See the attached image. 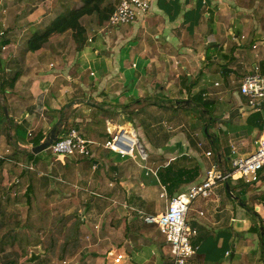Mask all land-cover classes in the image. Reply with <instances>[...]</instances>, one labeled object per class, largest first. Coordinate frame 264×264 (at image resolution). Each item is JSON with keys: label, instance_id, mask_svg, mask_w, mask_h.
<instances>
[{"label": "crops", "instance_id": "crops-1", "mask_svg": "<svg viewBox=\"0 0 264 264\" xmlns=\"http://www.w3.org/2000/svg\"><path fill=\"white\" fill-rule=\"evenodd\" d=\"M35 1L0 0V17L23 18L29 30L44 27L63 3ZM82 1L75 0L76 7ZM149 1L148 13L128 25L105 27L96 14L84 17L87 41L81 48L70 30L54 33L38 50L26 51L27 42L12 37L1 54L10 76L19 73L13 88L0 94L3 184L9 179V157L18 153L22 164L38 170L39 186L51 198L79 194L85 203L80 210L82 246L64 264H114L121 253L120 264H172L164 235L139 217L138 210L153 214L148 207L164 189L170 198L206 180L208 170L230 168L232 147L248 155L262 133L264 109L253 111L239 85L245 74L262 72L264 0ZM21 35H27L25 29ZM250 37L249 51L239 39ZM219 72L224 83L212 84L210 75ZM192 80L197 85L191 97L200 91L208 101L213 127L208 133L206 123L205 135L219 143L216 153L205 140H197L200 121L192 122L190 110L200 117L201 108L189 100ZM92 113L105 116L106 125H88ZM162 125L169 126L164 130ZM70 127L86 137L88 130L102 134V128L111 134L109 139L129 134L154 162L177 160L182 167L199 168V175L171 194L151 175L161 164L145 165L154 169L148 171L107 142L97 144L91 157L55 155L48 148L34 153L53 128L58 136ZM227 183L218 182L210 196L191 205L188 220L197 235L187 264H264V241L257 232L264 225V197L259 196L262 203L254 198L264 190V179L253 185L259 188L256 194L249 190L241 199L228 197Z\"/></svg>", "mask_w": 264, "mask_h": 264}, {"label": "trees", "instance_id": "trees-1", "mask_svg": "<svg viewBox=\"0 0 264 264\" xmlns=\"http://www.w3.org/2000/svg\"><path fill=\"white\" fill-rule=\"evenodd\" d=\"M107 1L83 0L80 6L59 14L44 30L30 35L27 51L41 49L48 44L54 33L69 30L73 31V38L82 45L86 33L82 19L96 14L98 22L103 24L116 6L114 3H106ZM11 43V38L6 33L0 34V94L3 96L8 87L13 88L19 77L18 72L7 77L6 64L1 55ZM262 72L264 73V65ZM196 85L197 81L192 80L189 91ZM245 99L248 100L247 97ZM189 100L201 108V118L206 119L205 114H209L205 121L209 133L211 111L207 107L208 101L203 99L200 91ZM254 116L258 117V114ZM91 117L92 121L88 125H106L105 116L92 113ZM93 132H87L93 141L90 145L91 151L97 144L105 145L111 136L105 128H102V134L94 135ZM9 159L11 167L6 184H3V159L0 161V264H51L53 259L65 260L75 254L82 246L80 210L85 203L80 195L72 194L61 199H52L40 188L35 166L33 169L25 167L22 164L23 158L18 153H13ZM157 172L160 181L172 190L173 194L176 187L193 181L199 175V168L182 167L177 160H173L167 165H159ZM229 187L230 193L235 194L230 184ZM257 232L264 241V225L263 229H257Z\"/></svg>", "mask_w": 264, "mask_h": 264}, {"label": "built area", "instance_id": "built-area-1", "mask_svg": "<svg viewBox=\"0 0 264 264\" xmlns=\"http://www.w3.org/2000/svg\"><path fill=\"white\" fill-rule=\"evenodd\" d=\"M150 9L149 0H118L114 11L104 22L105 27L120 26L137 21L140 17L146 15ZM0 34H3L1 32ZM88 40H91L88 39ZM255 47V46H254ZM217 84V83H216ZM240 93L247 97L248 106L253 111L264 109V73L256 70L245 74L239 85ZM122 133H117L111 137L106 146L119 153L121 156H130L147 159V152L138 140V146L135 145L130 151L123 150L117 145L122 143ZM92 140L86 137L78 128L70 127L57 136V139L48 149L55 154L68 156L91 157L90 145ZM128 146V145H127ZM142 148V149H141ZM208 156L212 153L207 152ZM27 168H34V165H25ZM95 168V166H94ZM148 171H153L150 167L144 166ZM264 172V125L262 133L256 140V148L248 155L239 154L235 147H232L230 168L218 172L216 169L208 170L206 180L199 184L192 185L186 192L168 197L164 189L162 197L167 198L168 202L164 211L158 214H142L146 223H155L165 237V241L170 246L172 264H187L195 253L193 239L197 235V229L190 225L188 214L192 203L198 197H208L213 192V187L218 182L229 179L242 180L248 184H258L261 182V176ZM124 259V254H118L114 257V264H120Z\"/></svg>", "mask_w": 264, "mask_h": 264}, {"label": "rangeland", "instance_id": "rangeland-1", "mask_svg": "<svg viewBox=\"0 0 264 264\" xmlns=\"http://www.w3.org/2000/svg\"><path fill=\"white\" fill-rule=\"evenodd\" d=\"M32 1H35V0H32ZM49 1H51V0H49ZM61 1H63V3H62V6H61V8L58 6L57 8L55 7L54 8V11H53V15L55 14H57L56 16H58L59 14H61V13H63V12H65V11H67L68 9H71V8H74V7H76V4L74 3V1L75 0H61ZM36 3H44L45 4V2H46V0H36L35 1ZM58 2L60 3V0H58ZM83 2V1H82ZM64 10V11H63ZM52 15V16H53ZM56 16H54V18L56 17ZM54 18H52V20L54 19ZM51 20V21H52ZM25 22H27V20H25V19H23V18H6V17H0V33L1 32H3L4 33V35H5V33H6V35H8L10 38H12V37H14V38H17V37H21V40H24V41H26L27 42V40H28V38L30 37L29 36V33L31 32V31H42V30H44V28L48 25H45L44 27H42V26H39L38 28H36V26H32L31 27V29L29 30V28L30 27H28L29 25H26L25 24ZM129 24H131V23H129ZM125 25H128V24H125ZM122 26V25H121ZM110 27H113V26H110ZM116 27V26H115ZM114 28V27H113ZM22 29H25V32H27V35H25V36H22L21 34H22ZM70 31V30H69ZM72 31V30H71ZM70 33V32H69ZM72 34H73V31H72ZM54 35V34H53ZM52 35V36H53ZM86 35V34H85ZM27 36H29V37H27ZM51 36V37H52ZM50 40H51V38H50ZM50 40H49V42H50ZM85 41H87V38H86V36H84V42H83V44L82 45H84L85 44ZM239 41H240V44H241V46L243 47V48H247L249 51L251 50V46H252V39H251V37L249 38V39H239ZM48 42V43H49ZM79 44V43H78ZM48 45V44H47ZM46 45V46H47ZM82 45H79V47L78 48H81L82 47ZM45 46V47H46ZM26 49H27V47H26ZM4 51V50H3ZM27 51V50H26ZM249 54V53H248ZM6 68H7V75H8V77L10 76V72H9V69H10V67H8V66H6ZM9 68V69H8ZM1 75V74H0ZM210 80L212 81V84H213V82L215 81V80H219V81H221L222 83H224V76L222 75V72H219V73H213L212 75H210ZM195 81V80H194ZM209 83L208 82H206V85H208ZM239 91H240V89H239ZM191 93H192V91H190V98H191ZM193 95H195V94H192V96ZM191 111V118H192V122H195V121H200V123H199V125H198V127H199V129H200V137L199 136H197V140H201V139H203V140H205V142H207V145L209 146V148H211L212 150H214V152L216 153L217 151V148H218V142H215V140L214 141H212L211 139H209V138H206L207 136L205 135L206 134V122L205 121H207V120H204L203 118H201V117H196V114H198V112H193L192 110H190ZM205 117H206V119H208L209 118V114H205ZM190 120V119H189ZM168 126L169 125H162L161 127H163L164 128V130H167V128H168ZM212 125H210V127H209V129L210 130H212ZM115 135V134H114ZM113 135V136H114ZM128 136H130L129 134H128ZM131 137V136H130ZM218 143V144H217ZM137 144H139L138 143V141H137ZM50 150V149H49ZM138 150V149H137ZM137 150L135 151V154H137V158L136 159H134L133 157H132V159L135 161H140L141 162V164L143 165V167L145 166V165H150L151 167H153V168H156V163L157 164H161V165H164L165 164V161L164 160H158V161H153L152 160V156L149 158L148 156H147V159L145 160V159H142L141 157H140V155L138 156V153H137ZM144 150H145V148H144ZM66 156H68V155H66ZM1 160V159H0ZM9 160V159H8ZM9 162H10V160H9ZM146 163V164H145ZM25 166V165H24ZM132 166H134V165H132ZM26 167V166H25ZM135 167V166H134ZM153 171H154V169H153ZM264 174V173H263ZM154 178L156 177V178H158L159 177V175H158V172L156 171L155 173H153L152 172V174H151ZM263 179H264V176H263ZM238 182H240V183H238ZM228 183L230 184V186H231V188L234 190V193H235V195L238 197V198H240L241 199V197H243V195H245L246 193H248L249 192V190L250 191H254L255 192V194L257 193V191H258V189L259 188H255V186H253V185H256V184H253V185H249V184H246L245 182H243L242 180H234V179H229L228 180ZM242 183H244V184H246V185H244V184H242ZM225 189H226V187H225ZM261 191V190H260ZM226 192H227V194H228V197H230V199H232L233 197H231V196H229V194H231L230 192H228V190L226 189ZM262 193H260V194H254L253 196H254V198H255V200L258 202V203H262L261 202V200H260V198H259V196L260 195H262L261 197H264V190H262L261 191ZM232 195V194H231ZM168 198V197H167ZM53 199V198H52ZM55 200V199H54ZM154 201L149 205V207L148 208H150V210H152V211H154L153 212V214H158V212H161V211H164L165 210V208H166V204H165V198H162V197H159L158 196V199L157 198H154L153 199ZM158 202V203H157ZM161 206H160V205ZM156 206H158V208L156 209V210H154V208L156 207ZM148 208H147V210H148ZM145 212V211H144ZM147 213V212H146ZM136 214H138V213H136ZM24 215V214H23ZM81 215V222L83 221V215L82 214H80ZM138 216L139 217H141L142 219H144L142 216V214H138ZM101 219V218H100ZM101 222H103V220H100ZM151 225V227H153L154 229H157V231H158V233L160 234V235H162L163 236V233L161 232V230L159 229V227H158V225L157 224H155V223H151L150 224ZM74 255V254H73ZM73 255H71V256H69V257H67V259H65V260H68V259H70ZM65 260H61V259H53L52 260V262H51V264H64V261Z\"/></svg>", "mask_w": 264, "mask_h": 264}, {"label": "water", "instance_id": "water-1", "mask_svg": "<svg viewBox=\"0 0 264 264\" xmlns=\"http://www.w3.org/2000/svg\"><path fill=\"white\" fill-rule=\"evenodd\" d=\"M4 111H5V114L8 116V111H7V107L4 106ZM57 139V134H56V131L55 129L53 128L52 131H51V134L49 136V138L44 141L43 143L37 145L36 147H34L33 151L34 153H39L40 151L42 150H45L47 148H49V146ZM141 144V143H140ZM227 187L229 188V184L227 183Z\"/></svg>", "mask_w": 264, "mask_h": 264}, {"label": "bare ground", "instance_id": "bare-ground-1", "mask_svg": "<svg viewBox=\"0 0 264 264\" xmlns=\"http://www.w3.org/2000/svg\"><path fill=\"white\" fill-rule=\"evenodd\" d=\"M122 143L125 144V146L119 144L117 145L119 148L123 150L130 151L132 148H134L135 145L138 146L137 144V139H133L132 137H129L128 135L123 133V136L121 138ZM128 145V146H127ZM139 147V146H138Z\"/></svg>", "mask_w": 264, "mask_h": 264}]
</instances>
